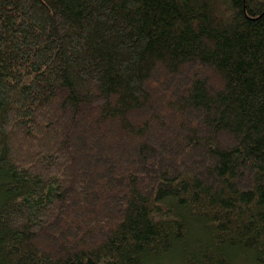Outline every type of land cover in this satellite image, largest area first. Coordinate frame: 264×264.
I'll use <instances>...</instances> for the list:
<instances>
[{
    "label": "trees",
    "instance_id": "obj_1",
    "mask_svg": "<svg viewBox=\"0 0 264 264\" xmlns=\"http://www.w3.org/2000/svg\"><path fill=\"white\" fill-rule=\"evenodd\" d=\"M264 264V0H0V264Z\"/></svg>",
    "mask_w": 264,
    "mask_h": 264
},
{
    "label": "rangeland",
    "instance_id": "obj_2",
    "mask_svg": "<svg viewBox=\"0 0 264 264\" xmlns=\"http://www.w3.org/2000/svg\"><path fill=\"white\" fill-rule=\"evenodd\" d=\"M167 264H172V263L168 262Z\"/></svg>",
    "mask_w": 264,
    "mask_h": 264
}]
</instances>
